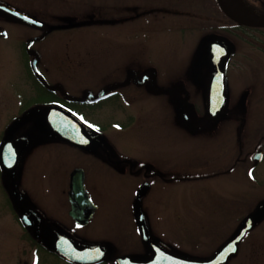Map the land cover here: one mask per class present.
Here are the masks:
<instances>
[{
    "label": "flooded vegetation",
    "instance_id": "1",
    "mask_svg": "<svg viewBox=\"0 0 264 264\" xmlns=\"http://www.w3.org/2000/svg\"><path fill=\"white\" fill-rule=\"evenodd\" d=\"M240 1L249 10L248 13L256 17H264V0ZM0 2L15 9H21L12 2L5 0H0ZM197 3L200 9L192 8L183 11L176 9L174 5L170 8L173 28L183 30L185 34H191L194 45H196L194 49L204 44V56L202 54L195 56L194 53L191 58L189 56L190 70L184 81H172L174 87L163 88L160 86L159 75L153 69L138 72L133 68H127L126 72L122 70L120 79H111V82H107L99 89L86 87L79 95L72 93L71 84L73 85L74 82L61 72H52L48 60L35 46L43 42L54 31L75 26L84 27L91 25L92 22L95 23L92 25H96L98 19L83 18L92 21L87 22L80 18L72 22L52 23L39 19L33 14L34 17L49 25L48 33L36 40L32 46V49L39 53V70L49 84L60 85L67 93L76 97H82L89 91L96 95L110 85L126 81L129 71L134 70L139 79L146 72L152 71L155 74L154 87L176 90L163 93L164 95H175V98L166 106L169 118L165 121L170 132L178 134L180 139L187 143L188 153L185 159L175 152L170 158L162 154L167 150L160 147L165 137L164 130L160 127L162 120L158 122L160 129L155 138L154 151L145 152L140 145L127 148L122 144L130 139L141 140L140 136L134 140L128 128L140 121L142 116L141 104L137 105L138 101H129L128 93L122 89L134 85L144 88L154 96L162 95V93H153L147 83L138 84L133 80L127 85L109 91L100 98L86 101H74L59 90L50 91L35 74L32 65L34 56L27 49L29 40L40 37L45 29L6 16V21L14 25L13 30L18 25L35 29L40 34L28 37V39H20L17 34L9 33L12 29L8 31L0 25V71L4 69V75L0 77V80L4 83L10 82L11 86L18 82L26 88L29 98L34 78L43 89L57 95L53 101H37L31 104H28L31 102L30 98L23 102L15 95V99H12L16 103L10 102L20 109L12 115V120L0 134V185L3 194H6L8 199L10 208L8 213L12 214L13 221L20 229L22 240L26 244L20 249L15 264L17 262L18 264H118L119 257L140 259L149 256L152 252L150 244L153 241L181 255L210 258L230 240L242 223L255 213L264 197L255 199L254 206L245 210L247 204L242 208L238 186V224L221 242L218 249L208 256H201L188 250L189 247L200 248L205 245L204 240L203 242H191L187 239L186 234L190 233L189 222L195 219L194 211H189L190 214H183L184 211L181 210H154L151 209L152 200L148 199L157 182L217 183L216 187L204 188L205 198L202 199L204 208L203 217H201L202 228L212 230L216 224L215 221L219 218V211H222L220 205L228 201L219 189L228 182L232 175H237L239 178L242 171L252 173L258 165L264 162V112L254 121V129H245L250 117H248L250 104L242 102L246 96L245 91L241 93L242 91L236 90L235 98H232L234 92L230 79V70L240 69L241 64L238 58L241 57L255 60V63L259 64V70L264 71V27L247 26L234 21L224 13L218 0H201ZM123 9L127 8L123 6ZM206 9H211V13L204 12ZM112 17H114L113 20H117L119 16ZM101 19L109 23L107 20L110 18ZM11 40L22 42L23 50H18L19 55L12 47L7 48V42L10 43ZM212 42H222L227 48V55L222 58L225 70L226 100L223 110L215 114L217 115H214L215 118L210 114L208 98L209 84L215 72L214 66L210 65L209 46ZM248 45L255 46L257 49L251 50ZM3 46L5 49H2ZM6 70L10 72L6 73ZM14 75H17L19 79L14 80ZM263 95L264 80L261 81L260 97ZM110 98L115 101H107ZM49 105H58L74 114L85 125L87 135L92 138L89 140L94 144L81 147L54 136L42 130L40 118L35 117L15 131L10 142V145H13L12 149L2 153L7 162H12L17 159V150L19 148L21 150L13 176H8L1 165V148L10 126L32 109L43 110ZM261 105L264 108V103ZM242 107H247L249 113L246 117L248 119L242 115ZM113 109L117 111L115 118L105 124L93 118V116L103 115L105 111ZM171 140L172 137L170 142ZM17 142H21L22 146H14ZM24 142L26 146H23ZM259 154L260 159H257ZM50 161L52 171L49 178L50 186H47L52 193L51 197L36 193L37 182L33 174L32 178L29 176L32 164L40 167ZM39 176L41 177L40 173ZM81 176L89 201L84 199L85 195L76 194L81 200V209L78 211V217H75L72 214V185L73 183L78 184ZM105 183L110 184L111 188L118 186L114 185L118 183L133 185L135 192L131 195L111 194L108 193L110 189L103 186ZM144 186L147 187V191L141 195L140 191ZM95 195H99V198ZM139 198L141 209H137ZM242 209L245 211L242 212ZM98 229H105V232L99 233ZM147 236L149 241L146 240ZM63 237L73 240L79 246L104 247L105 256L95 262L71 261L54 249L55 247L47 244V242L57 241ZM13 254L14 252H11L9 260L12 259ZM29 254L31 257H28ZM263 262L264 217L243 237L237 254L227 264Z\"/></svg>",
    "mask_w": 264,
    "mask_h": 264
},
{
    "label": "rangeland",
    "instance_id": "2",
    "mask_svg": "<svg viewBox=\"0 0 264 264\" xmlns=\"http://www.w3.org/2000/svg\"><path fill=\"white\" fill-rule=\"evenodd\" d=\"M18 6V9L30 16L57 23L72 22L76 19L92 22L91 19H98L96 25L91 23L84 27H70L64 30L54 31L43 42L38 43L35 48L44 54L48 60V65L52 72L63 73L73 83L74 94L79 95L86 87L101 88L111 79L119 78L122 70L133 68L136 71L153 69L159 75L160 86L172 88V81H184L189 75V56L193 53L204 56V44L194 49V39L191 34L183 33V30H175L172 26L171 7L183 11L199 8L198 1L201 0H5ZM211 1V0H210ZM123 6L127 9H123ZM200 9V8H199ZM211 9L204 12L211 13ZM32 14V15H31ZM33 16V17H34ZM119 16L117 20L114 17ZM106 17L109 20L101 21ZM58 20V21H57ZM124 23H121V22ZM0 25L6 28L11 35L17 34L20 39H28L40 32L30 27H21L6 21L4 14L0 13ZM66 27V26H65ZM61 28V27H60ZM13 40V39H12ZM7 42V48L11 47L19 51L23 50L21 41ZM249 46V45H248ZM249 48L257 49L255 46ZM246 48L247 50L249 49ZM2 49H5L3 46ZM244 49V48H243ZM241 64L240 69L230 70L231 86L233 87L232 98H235L236 90L246 92L242 99L244 103H249L247 107H242V115L246 117L249 113L248 122L245 129H254V121L260 117L263 111L264 95L261 94V81L264 80V71L259 70V64L251 58H238ZM47 65V64H46ZM10 70H6L9 73ZM5 73V74H6ZM4 75V69L0 71V77ZM30 79L31 76H28ZM125 77V76H124ZM14 80L19 79L14 75ZM120 79V78H119ZM33 89L30 92V103L37 101H53L57 95L45 91L33 78ZM92 89V88H91ZM129 101H138L136 104L142 106V116L134 126H130L129 132L134 140L140 136V141L128 140L122 143L125 147L142 146L145 152L154 151L155 138L158 134V122L162 120L160 127L163 128L165 137L160 147L167 149L162 152L170 158L175 152L179 157L185 159L187 155V143L180 139L178 134H173L167 126L165 120L169 118L166 109L168 102L175 98V95H151L144 88L134 85L123 88ZM16 95L23 102L27 97V90L18 82L10 85V82L0 80V134L6 125L12 120L13 114L19 111L20 107L12 104ZM241 95V94H240ZM240 97V96H239ZM15 99V98H14ZM236 99L237 96H236ZM17 101V100H16ZM107 101H115L109 99ZM174 102V101H173ZM16 103V102H15ZM243 103V104H244ZM257 105V106H255ZM116 110L105 111L103 115L93 116L98 122L105 124L115 118ZM171 112V111H169ZM259 114V115H257ZM245 120V119H243ZM116 130V127H114ZM247 131H245L246 133ZM172 140L170 142V138ZM133 142V143H132ZM135 142V143H134ZM129 153V152H127ZM52 163L43 164L40 167L32 164L29 176L36 180L35 192L52 196L50 192L49 178L51 176ZM102 172L101 170H99ZM39 173L41 177L39 176ZM257 173V175H256ZM257 176L255 179L252 177ZM228 180V177H227ZM236 182V183H235ZM110 184L103 186L109 188L108 193L119 195H131L135 191V186L122 183L114 184L112 189ZM43 186L45 188H43ZM216 187L217 183L202 182H157L151 191L148 199L152 200L151 209L160 211L181 210L183 214L194 211L195 219L189 223V235L187 239L191 242H203L204 247L188 248L201 256H208L221 245V242L233 231L238 224L239 213L237 211L238 186L240 188L242 208L245 210L254 206V200L264 197V162L258 165L254 172H244L238 178L232 175L228 182L220 188V192L228 198L222 203L219 211V218L215 221L212 230L202 228L203 202L205 198L204 188ZM0 185V264H15L20 249L26 246L22 240L21 231L14 223L10 212L8 199L3 194ZM218 193V189L216 190ZM94 194H97L94 192ZM99 198V195H95ZM245 210L242 209V212ZM196 212V213H195ZM99 233H104L105 229H98ZM13 254L11 260L9 256ZM43 254V253H42ZM28 257H31L29 254ZM18 264V262L16 263ZM259 264H264L259 263Z\"/></svg>",
    "mask_w": 264,
    "mask_h": 264
},
{
    "label": "water",
    "instance_id": "3",
    "mask_svg": "<svg viewBox=\"0 0 264 264\" xmlns=\"http://www.w3.org/2000/svg\"><path fill=\"white\" fill-rule=\"evenodd\" d=\"M221 9L224 13L234 21L247 25V26H255V27H264V17H256L252 14L248 13L247 10L240 0L237 2L247 10L248 14H242L239 11H236L232 5L228 3L227 0H218ZM0 12L5 14L7 17L15 19L19 22L40 27L45 29V32L40 37H35L29 40L27 44V49L34 56L33 59V69L35 74L41 80V82L46 86L50 91L59 90L63 92L67 97L74 101H86L88 99H97L102 97L104 94L109 91L119 87L129 84L132 80L138 84L147 83L149 88L153 93H171L176 90L172 89H163L156 88L153 86V80L155 78L154 72H146L141 79L138 78L137 72L134 70H130L128 73V78L126 81L120 84H113L105 89L101 90L98 94H93L92 92H86L82 97L72 96L67 93L62 86L60 85H51L46 80V78L41 74L38 66L39 61V53L32 49L33 44L36 40L45 36L49 31V25L28 15L25 14L3 2H0ZM210 51V65H213L215 68V72L211 77V81L209 84L208 90V98H209V111L212 117L215 118V114L221 112L225 105L226 100V88H225V70L222 65V58L227 55L226 45L222 42H212L209 46ZM215 115V116H214ZM35 117H39L41 121V129L47 131L54 136H58L66 141H69L75 145L85 147L87 145H93L94 143L90 142L89 139H92L87 135V129L85 125L71 112L66 110L63 107L58 105H49L45 109L41 110L38 108L32 109L28 114L23 116L22 118L13 122L10 126L7 138L2 144L1 148V165L4 172L8 176H13V173L16 168V164L18 162V157L20 154V148L16 152V161L7 162L6 159L3 158L2 153L5 151H10L13 145H10L11 139L15 133V131L20 128L22 125L26 124L30 120ZM21 145V142H17L14 146ZM23 146H26L25 142ZM260 159L259 157H256ZM75 179V174L73 175ZM83 177L81 176V180L78 184L73 183L72 190V203H73V216L78 217V211L81 209V200L76 196V194L81 193L85 195V200L89 201L88 194L85 191L83 185ZM147 191V187L144 186L140 194L142 195ZM137 209L140 208V198L137 200ZM92 210V208H91ZM264 217V200L259 204L255 213L250 215L238 228L237 232L230 238V240L217 251L210 258H194L185 255L178 254L176 252L165 249L163 246L158 244L157 242H151V254L144 258H131V257H119L118 264H227L229 260L237 254L239 244L243 237L247 234L249 230H251L257 222H259ZM146 240L149 241L148 236ZM48 245L55 247L61 255L65 256L67 259L71 261L77 262H95L99 261L105 256L104 247H84L79 246L73 240L63 237L60 240H52L47 242Z\"/></svg>",
    "mask_w": 264,
    "mask_h": 264
},
{
    "label": "bare ground",
    "instance_id": "4",
    "mask_svg": "<svg viewBox=\"0 0 264 264\" xmlns=\"http://www.w3.org/2000/svg\"><path fill=\"white\" fill-rule=\"evenodd\" d=\"M230 5L234 7L236 11H239L242 14H248L247 10H245L238 2L237 0H227Z\"/></svg>",
    "mask_w": 264,
    "mask_h": 264
},
{
    "label": "trees",
    "instance_id": "5",
    "mask_svg": "<svg viewBox=\"0 0 264 264\" xmlns=\"http://www.w3.org/2000/svg\"><path fill=\"white\" fill-rule=\"evenodd\" d=\"M45 91H47L46 89H44ZM49 92V91H48ZM50 93H52V92H50Z\"/></svg>",
    "mask_w": 264,
    "mask_h": 264
}]
</instances>
